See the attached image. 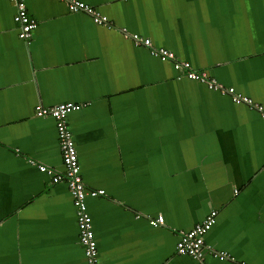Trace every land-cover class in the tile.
I'll use <instances>...</instances> for the list:
<instances>
[{"label": "crops", "instance_id": "obj_1", "mask_svg": "<svg viewBox=\"0 0 264 264\" xmlns=\"http://www.w3.org/2000/svg\"><path fill=\"white\" fill-rule=\"evenodd\" d=\"M25 0L37 26L18 36L0 0V264H86L53 117L34 107L89 102L67 114L100 264H197L179 231L216 210L205 264H264V119L228 93L179 77L171 51L264 110V0ZM158 215L157 226L150 219Z\"/></svg>", "mask_w": 264, "mask_h": 264}, {"label": "built area", "instance_id": "obj_2", "mask_svg": "<svg viewBox=\"0 0 264 264\" xmlns=\"http://www.w3.org/2000/svg\"><path fill=\"white\" fill-rule=\"evenodd\" d=\"M10 1L15 7L13 20L19 24L18 36L22 39L28 38L31 35V31L37 26V21L28 14L25 0ZM67 8L71 12L85 11L92 16L95 23L107 24L106 16L99 14L92 6L82 1L68 0ZM130 37L136 44L149 47L153 55L160 57L162 60L171 61L179 77H186L190 80L199 81L205 83L211 89L218 90L222 93H228L233 102L245 103L256 107L260 111L261 117L264 119V110H262L261 106L253 103L251 98L236 92L234 87L229 86L224 88L220 83L216 82L214 78L209 77L206 70L193 69L188 61L177 59L169 50L151 47L149 38H145L138 33H133ZM88 104L89 102H60L49 106L36 105L34 107V112L37 116L49 115L53 117L55 121L64 169L63 172L60 173L42 163H37L33 160H30V162L36 165L39 171L49 175L51 182L57 183L63 181L66 183L75 207L78 240L83 247L86 264H100L97 243L92 229V221L87 211L85 199L87 196L95 197L103 195L104 190L90 188L83 182L80 174L76 147L67 125V114L79 110ZM215 215L216 210H211L201 222L196 223L188 230L179 231V237L175 244L176 253L179 255L191 256L197 261V264H205L204 257L206 253L223 258L225 253L211 249L204 241V235L215 222ZM149 221L151 225L157 226L163 222V217L158 215L156 218L150 219Z\"/></svg>", "mask_w": 264, "mask_h": 264}]
</instances>
